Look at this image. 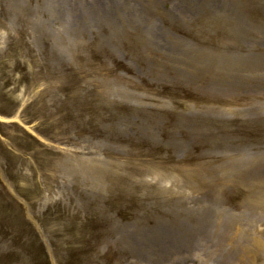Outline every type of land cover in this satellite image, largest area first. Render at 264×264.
<instances>
[{"label":"rangeland","instance_id":"374dc122","mask_svg":"<svg viewBox=\"0 0 264 264\" xmlns=\"http://www.w3.org/2000/svg\"><path fill=\"white\" fill-rule=\"evenodd\" d=\"M0 264H264V0H0Z\"/></svg>","mask_w":264,"mask_h":264},{"label":"bare ground","instance_id":"6f19581e","mask_svg":"<svg viewBox=\"0 0 264 264\" xmlns=\"http://www.w3.org/2000/svg\"><path fill=\"white\" fill-rule=\"evenodd\" d=\"M138 237L141 239V236H140V234L138 235ZM142 240V239H141ZM143 241V240H142Z\"/></svg>","mask_w":264,"mask_h":264}]
</instances>
